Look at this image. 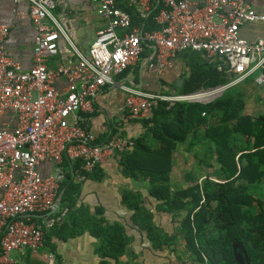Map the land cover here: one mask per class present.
Wrapping results in <instances>:
<instances>
[{
  "label": "built area",
  "instance_id": "obj_1",
  "mask_svg": "<svg viewBox=\"0 0 264 264\" xmlns=\"http://www.w3.org/2000/svg\"><path fill=\"white\" fill-rule=\"evenodd\" d=\"M125 1L139 16L148 18L153 0H90L105 27L98 31L87 52L77 44L73 32L54 14L56 0H27L36 30L32 67L23 70L6 46L10 26L0 23V264L9 263V254L19 248L44 252L47 231L60 221L42 219L41 214L59 205L67 171L64 161L80 163L77 172H93L109 156L134 145L118 125L109 129L107 139L85 126L82 114L95 111L96 98L104 87L117 86L125 92L124 109L129 119L150 118L160 102L209 103L227 88L255 76L264 83V37L249 40L241 35L247 23L264 21L247 0H159L163 7L155 16L161 28L145 31L133 25ZM66 40L71 56L50 67L59 54V41ZM205 53L220 70L234 78L225 84L189 93L151 92L118 81L147 53V67L160 76L175 67L179 53ZM65 80V88L57 86ZM11 109L16 121L11 127L1 122ZM54 164L55 171L44 175L41 164ZM80 174V173H79Z\"/></svg>",
  "mask_w": 264,
  "mask_h": 264
},
{
  "label": "trees",
  "instance_id": "obj_2",
  "mask_svg": "<svg viewBox=\"0 0 264 264\" xmlns=\"http://www.w3.org/2000/svg\"><path fill=\"white\" fill-rule=\"evenodd\" d=\"M153 2V11L146 19L139 16L134 6L125 2L122 7L130 12L133 25L145 23L144 30L153 31L161 28L155 16L163 7L161 1ZM146 55L147 52H144L142 57ZM178 57H182L191 69L183 85L178 87L180 92L189 93L225 84L232 75L220 70L217 62H211L203 52L187 50L179 53ZM240 96L239 90L233 87L209 103L179 102L170 106L162 101L150 118L134 120L146 128V133L133 138L131 148L117 153L124 176L149 179L152 185L150 194L160 202L157 212L161 209L177 215L181 213L178 212L180 209H187L183 218L173 215L180 226L171 239L185 240L192 264H264V204L251 192L259 187L264 178V117L244 114ZM250 135L255 138L252 139ZM240 136H248L251 143L248 142L247 146L237 143L235 138L239 139ZM105 140L104 136L98 138L97 142ZM186 143L189 151L198 147L204 155L208 151L215 152L221 165L218 173L224 175L223 206L214 208L211 195L207 198L203 195L202 189L209 188L207 185L200 188L198 179L193 176L189 177L192 183L187 188L171 192L169 174L172 153L176 147ZM203 143H207L205 150H202ZM79 164L72 166L67 159L64 161L67 174L62 186L61 209H67L69 216L61 228L69 220L73 225H70L73 230L69 232L70 236L89 230L101 238L99 247L102 255L117 258L125 253L129 244L126 227L118 222L103 224L106 220L76 215L73 211L77 203L76 195L81 190V185L75 181ZM79 173L96 181L104 176L100 165L91 173L81 170ZM142 198L141 193L126 190L122 203L134 210L133 220L139 232L146 231L154 246L161 248L163 241L165 244L168 242L152 223L153 214L141 206ZM178 232L181 233L179 238ZM239 252L245 259L243 263L236 258Z\"/></svg>",
  "mask_w": 264,
  "mask_h": 264
},
{
  "label": "crops",
  "instance_id": "obj_3",
  "mask_svg": "<svg viewBox=\"0 0 264 264\" xmlns=\"http://www.w3.org/2000/svg\"><path fill=\"white\" fill-rule=\"evenodd\" d=\"M192 1L202 2V0ZM247 1L258 12L264 13V0ZM124 3L125 1L121 3V7ZM55 12L58 19L73 32L78 46L84 52L88 51L96 39L98 31L105 27L103 18L93 10L90 0H56ZM0 23L10 26V34L6 40V46L12 58L20 64L21 69L29 70L33 62L36 30L31 20L30 6L27 0H0ZM241 35L249 40H254L261 36L264 37V21L245 24L241 28ZM59 48V54L49 60L50 67H56L59 62L71 56L66 40L61 38ZM146 56L141 57L136 64L128 69L129 71L125 76H120L117 80L134 84L143 90L151 92L167 89L166 83L170 82L171 79H177L175 69H177V65L181 67L180 64L176 65L179 60L175 61V67L160 76L156 71H152L147 67ZM64 81L62 79L57 81V86L61 90L65 88L66 84ZM125 97V92L117 86L104 87L96 98L95 111L87 115L82 114L87 118L83 124L93 130L98 138H104L105 136L107 139L110 132L109 129L113 124L118 125L121 132L131 139L141 136L143 127L141 123L134 122L135 119H129L126 115L124 109ZM15 121L16 115L11 109L6 110L1 116V122L11 127L15 124ZM118 157L117 154L109 156L100 164L104 173L100 181L92 180L87 178L86 175L77 173L75 181L81 185V190L76 195L77 203L73 206V211H75L76 215H86L95 217L98 220H106L103 221V224H112L116 221L124 223L130 239L128 248H131V251L132 249L141 248L143 251L141 256V260L144 261L143 264H192L190 253L184 245V241L180 246L182 249L178 247L172 250L167 247L158 249L154 246L146 231L139 232L137 229L138 225L132 217H128L127 220L126 217L129 215L128 211L130 209L122 203L123 195L119 191L117 183L124 182V184L130 186L134 184L131 178L123 175ZM40 169L44 175H49L54 173L55 166L50 162H44L41 164ZM117 179H119V182H116ZM185 179L186 181L189 180V176H186ZM139 183L141 186L145 184L144 181ZM63 191L64 189L62 194ZM62 194L57 208L40 216L42 219L50 216L57 217L62 211H65L64 217L57 222L55 228L49 229L46 234L43 251L52 252L54 258L45 259L42 256V252L19 248L9 254L11 262L1 264H108V262L109 264H121L122 259H126L125 255L122 256L123 254L117 258L105 255L103 258L99 247L101 238L94 236L89 230L70 236L69 232L73 231L71 229L73 225H71L72 223L69 220L68 224L61 228L69 216L67 209H61ZM150 200L151 204L148 206L155 209V214H159L156 211L157 203L154 205L153 200ZM160 212L164 211L160 210ZM173 218L172 216L171 219L175 221ZM161 223L162 228L170 232L175 231L178 228L177 225L180 224L178 221H176L174 226L168 223L166 225L163 222ZM181 250L182 253L187 255L186 258L180 256L182 254ZM117 259L119 262L116 261Z\"/></svg>",
  "mask_w": 264,
  "mask_h": 264
},
{
  "label": "rangeland",
  "instance_id": "obj_4",
  "mask_svg": "<svg viewBox=\"0 0 264 264\" xmlns=\"http://www.w3.org/2000/svg\"><path fill=\"white\" fill-rule=\"evenodd\" d=\"M56 8L53 9L54 14L56 15L55 12ZM57 16V15H56ZM60 20V19H59ZM177 59L179 61H177V64H180L181 67H179V65H177V69L176 73V80L175 79H171L170 82H167V91L169 92H178L180 93L178 87L182 86L185 79L188 77L191 69L189 66L186 65V63L184 62V59L182 57H177ZM176 59V60H177ZM183 64V65H182ZM118 78V77H117ZM234 78L233 75H230L229 81L232 80ZM179 80H182L179 82ZM228 81V82H229ZM236 87L239 92L241 93L240 96V101H241V105H242V109H243V113L247 114L249 116H253V117H264V83L262 84H258L255 81V76L253 78L250 79H245L243 81H239L237 84L229 87V88H233ZM227 88V89H229ZM226 89V90H227ZM226 90L219 96L222 97L224 95V93L226 92ZM183 93V92H181ZM236 99V94L234 96ZM179 103V102H178ZM175 103L174 105L178 104ZM135 122V121H134ZM143 126V125H142ZM146 133V128L142 127V134ZM252 139H254V135H250ZM136 138V137H134ZM248 136H240L239 139L235 138V141L237 143L246 145L249 143H251L248 140ZM190 140V138H188V141ZM152 142V141H151ZM205 144V145H204ZM202 145H204L202 147V150H205L207 148V143H203ZM196 147L193 151H189L187 150V143L186 144H181L179 145V147H176L173 150L172 153V165H171V171H170V189L171 192H177V191H181L185 188H187V186L189 185V180L186 181V176H193L194 178L198 179V184L200 186V188H205V185H207V187L209 188L208 190H203V195L204 198L209 197V195H211L212 197V201L211 204L212 206L215 208L217 205H224V191H225V183H224V175L223 174H219L218 170H220V163L218 162V159L216 157L215 152H207V155H204V152H199V148L197 151ZM195 152H198V156H196ZM199 158L201 159L199 161ZM122 178V177H121ZM119 179L116 180V182ZM128 180V179H127ZM133 181V186L128 185V184H124V182L121 183H117V185L119 186V191L123 193L126 190H132L135 191L137 193H141L142 194V207H145L148 211H150L153 214V221L152 223L158 228L160 229V236H162L163 238H166L167 242L165 244V242H162V247L161 248H165L167 247L168 249L172 250L173 248H179L182 249L181 244L183 243L182 238L181 237V233L178 232V238L177 240H172L171 237L175 234V231H166L167 229L162 228V223H165V225L168 223L169 225H175L176 221H173L171 218L174 215V213L168 212V211H164V212H159V214H155V209L152 207H149L148 205L151 204V200H153V204L155 205L157 203V205H159V200L155 197H153L150 193H151V184H149V179L148 180H144L142 178H138V179H132ZM143 181L145 182V184L143 186L140 185L139 182L143 183ZM162 183V182H160ZM113 184V183H112ZM130 186V187H129ZM139 186V187H138ZM251 192L256 196V198L260 199L263 204H264V178L261 182V184H259V187L257 189H253L251 190ZM160 206V205H159ZM157 211V210H156ZM187 209L186 208H182L180 209L177 215H174L176 218H183V216L186 214ZM133 213L134 210H129L127 215V220L128 217L133 219ZM173 216V217H174ZM122 225H124V223L116 221ZM180 224L177 225V227H179ZM166 234H168V236H166ZM169 238V239H168ZM129 245V244H128ZM127 245L126 247V251L122 256H126V259H122V261L120 262L121 264H143L144 261L141 260V256H142V250L141 248H137V249H132L128 248L129 246ZM130 249V250H129ZM160 249V248H158ZM182 253V250H181ZM102 255V253H101ZM182 258H186L187 255L185 253H182L180 255ZM104 258V256H103ZM108 259V258H107ZM119 259V258H118ZM118 259L116 261H118ZM108 262V260H107ZM119 262V261H118ZM109 264V262H108Z\"/></svg>",
  "mask_w": 264,
  "mask_h": 264
},
{
  "label": "water",
  "instance_id": "obj_5",
  "mask_svg": "<svg viewBox=\"0 0 264 264\" xmlns=\"http://www.w3.org/2000/svg\"><path fill=\"white\" fill-rule=\"evenodd\" d=\"M180 81H182V80H179V82ZM236 258H237V260L240 262V263H243L244 262V257H243V255H242V253H236Z\"/></svg>",
  "mask_w": 264,
  "mask_h": 264
}]
</instances>
